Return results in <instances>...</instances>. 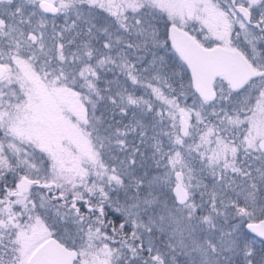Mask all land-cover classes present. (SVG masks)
<instances>
[{
	"label": "snow or ice",
	"instance_id": "1",
	"mask_svg": "<svg viewBox=\"0 0 264 264\" xmlns=\"http://www.w3.org/2000/svg\"><path fill=\"white\" fill-rule=\"evenodd\" d=\"M0 264H264V0H0Z\"/></svg>",
	"mask_w": 264,
	"mask_h": 264
}]
</instances>
